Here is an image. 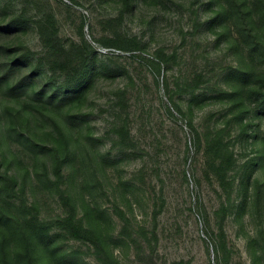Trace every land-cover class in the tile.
<instances>
[{"label": "rangeland", "instance_id": "rangeland-1", "mask_svg": "<svg viewBox=\"0 0 264 264\" xmlns=\"http://www.w3.org/2000/svg\"><path fill=\"white\" fill-rule=\"evenodd\" d=\"M50 16L65 43L83 29L94 46L72 89L40 60ZM12 21L0 264H29L26 238L36 264H149L142 241L158 264H264V0H1ZM70 214L99 253L34 226Z\"/></svg>", "mask_w": 264, "mask_h": 264}, {"label": "trees", "instance_id": "trees-1", "mask_svg": "<svg viewBox=\"0 0 264 264\" xmlns=\"http://www.w3.org/2000/svg\"><path fill=\"white\" fill-rule=\"evenodd\" d=\"M18 28L19 26H17L15 21L0 26V42L4 43L7 40V44H9L13 41L17 35ZM36 28L38 30L40 42L43 45L42 54L44 57L41 56L40 60L46 61L51 72H60L63 75L64 88H74L89 66V62L94 53V46L86 39L83 29L80 31V39L78 42L65 43L56 28L52 16L42 18L36 24ZM136 46L140 47V43L136 42ZM26 49L28 56L37 55L35 51L27 47ZM163 62V60L158 61L159 67H161ZM16 65H18V62ZM10 73L11 70L1 72L0 81L5 82L6 79L9 78ZM204 79L205 77L203 74H197L192 80L186 82L184 91L194 93L204 83ZM57 172L60 173V169H58ZM56 223H58L62 229L68 231L74 239L92 243L97 253H99V247L102 245L101 241L92 230L83 227L79 221L76 220L74 215L70 214L58 221H42L38 218L34 220V226L39 231L47 234H50ZM35 246H37L36 242L31 243L29 238H26V253L29 264H36V258L33 254ZM145 257H147L149 264H158L155 259L156 255L154 248H147V242L145 243L142 241V259ZM6 261V264H9L8 260Z\"/></svg>", "mask_w": 264, "mask_h": 264}]
</instances>
